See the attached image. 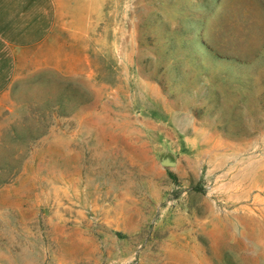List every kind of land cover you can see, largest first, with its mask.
I'll list each match as a JSON object with an SVG mask.
<instances>
[{
    "label": "rangeland",
    "instance_id": "rangeland-1",
    "mask_svg": "<svg viewBox=\"0 0 264 264\" xmlns=\"http://www.w3.org/2000/svg\"><path fill=\"white\" fill-rule=\"evenodd\" d=\"M54 2L0 95V264H264V0Z\"/></svg>",
    "mask_w": 264,
    "mask_h": 264
},
{
    "label": "crops",
    "instance_id": "crops-1",
    "mask_svg": "<svg viewBox=\"0 0 264 264\" xmlns=\"http://www.w3.org/2000/svg\"><path fill=\"white\" fill-rule=\"evenodd\" d=\"M54 0H0V95L15 81L20 60L52 34Z\"/></svg>",
    "mask_w": 264,
    "mask_h": 264
},
{
    "label": "water",
    "instance_id": "water-1",
    "mask_svg": "<svg viewBox=\"0 0 264 264\" xmlns=\"http://www.w3.org/2000/svg\"><path fill=\"white\" fill-rule=\"evenodd\" d=\"M163 164L166 165V166H172L173 165V163L170 162V161H164Z\"/></svg>",
    "mask_w": 264,
    "mask_h": 264
}]
</instances>
